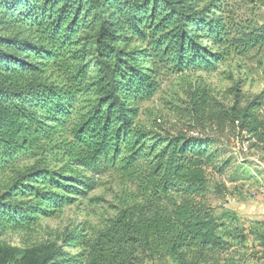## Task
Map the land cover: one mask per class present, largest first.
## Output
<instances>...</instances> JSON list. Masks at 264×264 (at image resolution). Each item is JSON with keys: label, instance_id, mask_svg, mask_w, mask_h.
Instances as JSON below:
<instances>
[{"label": "trees", "instance_id": "16d2710c", "mask_svg": "<svg viewBox=\"0 0 264 264\" xmlns=\"http://www.w3.org/2000/svg\"><path fill=\"white\" fill-rule=\"evenodd\" d=\"M261 7L264 0H0V177L9 175L0 182V238L85 196L100 163L121 159L136 191L101 225L66 235L74 253L53 246L39 264H242L208 199L213 175L230 163L219 141L164 138L136 119L168 72L262 46ZM261 110L264 93L234 107L233 120L264 142ZM258 241L264 261V236Z\"/></svg>", "mask_w": 264, "mask_h": 264}, {"label": "rangeland", "instance_id": "374dc122", "mask_svg": "<svg viewBox=\"0 0 264 264\" xmlns=\"http://www.w3.org/2000/svg\"><path fill=\"white\" fill-rule=\"evenodd\" d=\"M257 19L264 24V7ZM205 67L164 75L155 96L140 104L136 121L164 138L210 136L219 141L225 151L221 160L230 159L223 175H213L208 193L219 217V234L237 245L242 264H264L258 241V236H264V142L242 131L233 120L234 107L243 110L264 93V44ZM259 113L264 118V110ZM122 164L121 159L115 164L101 162L98 185L85 196L52 204L50 215L5 231L0 238V264H39L53 246L74 253L66 246V235L101 225L136 191ZM47 166L61 164L51 161ZM7 177H0L1 185L8 182Z\"/></svg>", "mask_w": 264, "mask_h": 264}, {"label": "crops", "instance_id": "0c3cea01", "mask_svg": "<svg viewBox=\"0 0 264 264\" xmlns=\"http://www.w3.org/2000/svg\"><path fill=\"white\" fill-rule=\"evenodd\" d=\"M168 262H171V261H168ZM172 263V262H171ZM173 264V263H172Z\"/></svg>", "mask_w": 264, "mask_h": 264}]
</instances>
